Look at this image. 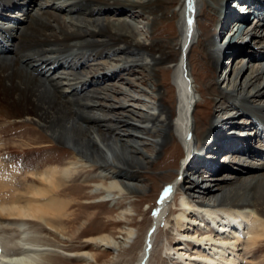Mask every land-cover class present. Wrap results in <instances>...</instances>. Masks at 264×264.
I'll list each match as a JSON object with an SVG mask.
<instances>
[{
    "label": "bare ground",
    "instance_id": "obj_1",
    "mask_svg": "<svg viewBox=\"0 0 264 264\" xmlns=\"http://www.w3.org/2000/svg\"><path fill=\"white\" fill-rule=\"evenodd\" d=\"M205 8L214 13L216 32L200 27ZM249 14L256 23L242 27ZM137 17L144 21L141 29ZM175 20V39L154 37L160 25ZM259 28H264L262 0H0V113L41 129L50 139L43 147L58 144L73 154L64 163L32 171L35 182L24 188L19 169L8 171L0 157V264L97 263L96 252L69 249L73 240L62 226L78 222L74 202L123 206L115 220L124 223L119 235L102 233L81 243L85 249L111 250L109 264H121L139 244L152 208L148 202L150 209L140 215L135 202L145 199L146 180L158 169L161 152L165 160L169 150L175 159L184 157L131 264H260L263 260L254 257L264 242ZM141 32L151 33L152 40L144 41ZM251 34L263 40L253 51ZM196 44L213 74L224 58L236 62L206 89L191 64ZM252 58L248 69L245 62ZM87 65L95 66L91 75L81 72ZM117 71L136 73V80ZM116 77L151 104L141 106L138 96L130 105L114 103L121 88L108 83ZM205 94L210 97L201 104ZM232 153L239 161L224 165L220 155ZM253 156L263 161L247 165ZM224 169L230 176L221 178ZM195 173L206 184L193 178ZM74 182L88 190L75 195ZM162 228L168 230L164 239Z\"/></svg>",
    "mask_w": 264,
    "mask_h": 264
},
{
    "label": "rangeland",
    "instance_id": "obj_2",
    "mask_svg": "<svg viewBox=\"0 0 264 264\" xmlns=\"http://www.w3.org/2000/svg\"><path fill=\"white\" fill-rule=\"evenodd\" d=\"M209 11L207 8H205L203 11L200 12L201 15L199 16V22H200L201 29H203L207 32L213 33L214 31L215 32L217 31L216 28L212 25V17L214 16V13L209 12ZM106 16H107V18L111 17L110 15L109 16L106 15ZM249 17L250 18L245 23H242V27L249 26L252 24V22H255V20H253L254 15L249 14ZM237 21H240V20L238 19ZM135 22H137L139 29H141L142 25L144 24L143 19H140L139 17H137ZM172 23H173L172 26H169L168 24H165V23L163 25H160L158 27V29L155 31L154 37L158 36L163 40L175 39L177 36V28H178L177 27V21L175 20ZM232 27L236 28V26H234V25H232ZM260 27H263V25H260ZM261 32H263V34H261ZM257 33L260 34L259 36L262 35V37H263L264 36V28L263 29H260V28L257 29ZM141 34H142L141 37L144 39V41L150 42L152 40V34L151 33L141 32ZM227 37H228V39H230L229 34L227 35ZM248 39H250L249 45L251 48L250 50H252V51L257 50V48H259L260 45H263L262 44L263 40L261 41L260 38L254 36L253 34H251ZM225 41H226V39H225ZM202 56H204V51L202 50V48L200 47L199 44H196L195 48L192 51L191 64H192L193 68L196 70V74L198 73L197 76L199 77L198 78L199 79V86H201L204 89H206L207 84H210L211 82H213L215 77L217 79H219L221 76H223V77L226 76L227 73H229L228 70L229 69L231 70L232 64H233V66L236 65V62L232 63V60L228 61L226 58H224V60H223L224 63L221 65L220 70L216 75V74H213V73H215L213 68L209 65L208 66L206 65L208 63L206 62L205 59L202 58ZM109 63H111V62H109ZM254 63H255V61L252 58L250 60H246L245 65L248 66V69H252ZM113 64L115 65L116 62H113ZM111 65H112V63H111ZM225 68H227L226 69L227 71L225 70ZM95 70H96L95 66L87 65V67L81 69V72L85 73L86 75H91L93 72H95ZM117 74H119L122 78H128L129 77V78L135 79V80L137 77L136 73L128 75L126 73L117 71ZM219 81H222V80L219 79ZM108 84L117 85L119 88H121V92L113 95V102L116 104H118V102L122 101V102H125L126 104L130 105L132 102L130 100L132 98V96H136V97L138 96L137 97L139 100L138 103L141 106H145L146 104L147 105L151 104V103H149V100H151V99L150 98L146 99L145 95H143V93L142 94L140 93L141 95L139 93H137L136 95L133 93H130L127 90L126 86L123 83H121V81H119L117 79V77L110 79ZM220 84H222V83H219V85ZM138 86L140 88H147L140 83H138ZM222 86H224V88H227L225 83H223ZM164 88H165L164 90H168V87L165 85H164ZM128 94L131 96H128ZM209 97H210L209 94L208 95L207 94L202 95V97L199 98L200 99L199 102L202 104L205 100L207 101L209 99ZM147 100H148V103L145 102ZM166 100L169 104H172L171 100L168 96L166 97ZM256 102H257V104H264V95L260 99H257ZM202 109L203 108H201V106L197 107V110L199 112ZM116 113H118V112H116ZM200 129H202V126L200 128L197 127L196 131L201 132ZM203 129H205V128L203 127ZM47 138L48 137L46 136V134L41 129L37 128L35 125H33L29 122H23L19 119L14 120L12 118H7L5 115L0 113V140H1L0 142H2V144H0V147L2 148V149L0 148V157L4 158L6 160V165H7L8 171H10L12 169V167H17L19 169V173H20L19 176H20V179L22 181V187L23 188L35 182V181H32V178L30 177V173L32 171L41 170L45 166L50 165L52 163H58V162L64 163L65 161H68L69 159H71L73 157V154L71 153L72 150L67 148V147L64 148L58 144H53V146H50V148L49 147H46V148L43 147L44 144L50 143V139L49 138L47 139ZM171 146L172 145H169L168 146L169 148L167 147V150H169L171 148ZM184 154H185V151H184ZM166 156L167 157L164 160L163 159L164 158V151H162L161 152V158L162 159H160L161 162H159L160 164H159L158 169H155L156 171H153L152 174H149L150 176H148L149 178L146 180V181H149L147 183L150 186H149V188H147V190H145V192H144L145 194H143V195L146 196L147 198L145 197V199H141L140 202L138 200H137L138 202L137 201L135 202V206H136L135 208H138L136 210L137 211L139 210L138 213H140V215L144 214L143 210L145 208H146L145 212H147V210L150 209L148 207L149 206L148 202L151 203L152 208L150 209L149 212H147L146 217L148 219L146 220V223L143 224V228L141 229V236L138 240L139 244H137L136 249L134 248V251L132 252L133 254H131L129 256L122 257V259L120 261L121 264H131L137 260L138 251H139V249H141L143 242H144L143 237L145 236L146 229L151 225V222H152L151 218H152L153 210L159 204L160 199H161V195H162L163 191L167 188L168 183L173 181L178 175L177 170L180 166L181 160L184 157V155L175 159L173 157L174 154H172V152L169 150V151H167ZM220 156H221V159H222L224 165L225 164L236 165V162L239 161L236 154L233 155V153L229 156H224L223 154H221ZM250 159H249V163L245 162V163H247V165L248 164L254 165V163L261 162L262 157L253 156ZM231 162H233V163H231ZM155 172H156V174H154ZM229 172L230 171L228 169H224L221 172H219V176H221V178H224L230 174ZM159 175H161V176H159ZM199 176H200V173H197V175H196V173H195V175H192L193 178L196 177L199 179L200 184H206V182L202 183V176H200V177ZM90 180H91V182H94V180L92 178ZM212 184H213V186H211L210 189H213V187H214V183H212ZM70 186H72L75 195H78L80 193H84L88 190V188L83 187L82 183L80 184L79 182H74ZM75 195H72V198H76ZM81 198L83 199V197L80 196L79 199L81 200ZM84 198H85V196H84ZM205 201L210 202V198L208 199V197H207L205 199ZM79 207H82V205L78 202H74V206L71 207V210L74 213H77V214L80 213L81 214L79 216L78 222L62 226V227H64V229H66L67 236H70L71 240H73L72 243L70 242L71 247H69V249L71 251L72 250L73 251H77V250L80 251L82 249V250H89V251L96 252L97 263H93V264H109L113 260L112 259L113 253L111 250H102L101 251V249H97L98 250L97 251V250H93L92 247H89L90 249L89 248L85 249L83 247V245H81V243L83 242V240L86 237L93 236V235H99L102 233H109L113 236L119 235V231L122 229L124 223L123 222L117 223V222H115V220H116L118 212L121 211L123 206L118 207V205L111 206L110 204H107V205L106 204H97V205L91 206V207H88V206H84L82 208H79ZM171 213L172 212L170 211L169 214H171ZM167 231L168 230L164 229V228H162L160 230V233L162 234L161 237L163 239L166 238ZM56 239H58V238H56ZM256 249H257V251L254 253L255 259L263 260V261H261L260 264H264V242L259 247H257ZM161 251L162 250L159 249L158 254ZM55 262L57 264H84L81 262L78 263L76 260L56 259Z\"/></svg>",
    "mask_w": 264,
    "mask_h": 264
},
{
    "label": "water",
    "instance_id": "obj_3",
    "mask_svg": "<svg viewBox=\"0 0 264 264\" xmlns=\"http://www.w3.org/2000/svg\"><path fill=\"white\" fill-rule=\"evenodd\" d=\"M0 251H1V245H0Z\"/></svg>",
    "mask_w": 264,
    "mask_h": 264
}]
</instances>
